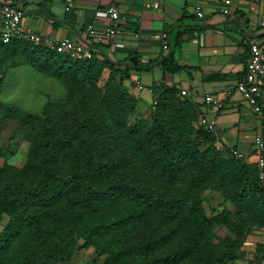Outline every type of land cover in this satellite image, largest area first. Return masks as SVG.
I'll return each instance as SVG.
<instances>
[{
    "label": "trees",
    "instance_id": "obj_1",
    "mask_svg": "<svg viewBox=\"0 0 264 264\" xmlns=\"http://www.w3.org/2000/svg\"><path fill=\"white\" fill-rule=\"evenodd\" d=\"M179 28L173 47L191 29ZM14 58L59 79L64 93L40 113L2 107L3 116L28 128L30 145L23 165H0V220L8 216L0 230V264L65 262L79 240L104 254L91 264H233L240 258L246 225H264L256 163L217 148L215 135L194 124L199 112L177 86L152 88L150 122L130 124L136 98L123 83L133 69L128 64L95 49L76 59L19 38L0 41V63ZM160 64L163 71L186 68L173 52ZM104 68L108 75L99 85ZM205 187L224 192L235 213L223 207L207 216ZM218 223L237 235L213 242ZM254 247L262 249L258 242Z\"/></svg>",
    "mask_w": 264,
    "mask_h": 264
},
{
    "label": "crops",
    "instance_id": "obj_2",
    "mask_svg": "<svg viewBox=\"0 0 264 264\" xmlns=\"http://www.w3.org/2000/svg\"><path fill=\"white\" fill-rule=\"evenodd\" d=\"M147 1L148 6L143 4V0H76L75 9L71 12L64 9V0H22L18 5L23 10L22 27L55 38L66 35L80 40V35L90 41L94 38L86 33V24L93 23L101 28L103 19L97 15L98 11L109 3H115L120 11L119 27L111 42H103L107 44L105 51L111 58L133 64L140 61L147 66V62L164 57L171 45L176 63L186 66L175 72L163 71L160 64L163 59L146 69L144 66L141 69L131 66L130 77L123 83L136 98L135 111L141 104L139 112H151L152 88L160 84L185 88V95L198 112L216 117L217 139L214 143L219 146L217 148L240 152L242 160L254 162L256 156L251 152V144L253 136L262 131L261 117L253 112L234 87L243 74L248 40L259 36L257 34L262 31L258 24L262 4L232 0L231 14L224 15L218 11L217 0ZM195 3L203 6L204 16L200 19H196L193 12ZM181 15L183 22L178 20ZM190 17H195V21H187ZM231 17H237L239 22H221ZM186 24H190L191 29L184 31L180 35L183 41L173 47L177 29ZM165 30L166 49L162 48L161 37ZM108 71L104 68L102 74L106 77ZM136 80L146 86L145 90L138 89ZM205 94L221 98L224 102L222 109L214 111L207 108L202 102Z\"/></svg>",
    "mask_w": 264,
    "mask_h": 264
},
{
    "label": "built area",
    "instance_id": "obj_3",
    "mask_svg": "<svg viewBox=\"0 0 264 264\" xmlns=\"http://www.w3.org/2000/svg\"><path fill=\"white\" fill-rule=\"evenodd\" d=\"M251 2H260L262 4L261 17L258 22L259 26L264 30V0H250ZM218 11L224 15L231 14L232 0H217ZM143 4L148 6L147 0H143ZM76 0H64V9L71 12L75 9ZM193 12L196 17L204 16L203 6L200 3L193 5ZM97 15L103 19V26L97 28L93 23L86 24V33L100 42H111V38L115 35L120 21V11L115 3H109L101 8ZM23 10L18 4H2L0 3V41L7 42L11 38H19L32 42L33 44H42L57 52H63L72 58L82 59L89 58L93 54L92 47L86 45L80 40H74L69 36H61L58 38L51 37L46 34L38 33L32 29L24 28L21 25ZM163 39L162 48L168 47L167 32L161 33ZM248 51L244 62L243 74L235 82V90L241 95L242 99L252 108L253 112L262 116L264 107V33L248 40ZM138 89L144 88V85L138 80L135 81ZM180 93L186 94V89L181 88ZM156 100L153 96L151 107L154 106ZM202 102L207 108L218 111L224 106L221 98L211 94H205ZM208 132L217 136V120L215 116H209L206 112L200 111L195 123ZM216 147H219L215 144ZM251 152L256 156L255 163L257 166V180L259 185L264 188V135L261 132L253 136L251 144ZM236 157H241L242 153L234 152ZM262 237L258 243L262 245L261 251H257L255 247L251 252L249 250L237 263L233 264H264V225L257 230Z\"/></svg>",
    "mask_w": 264,
    "mask_h": 264
},
{
    "label": "rangeland",
    "instance_id": "obj_4",
    "mask_svg": "<svg viewBox=\"0 0 264 264\" xmlns=\"http://www.w3.org/2000/svg\"><path fill=\"white\" fill-rule=\"evenodd\" d=\"M196 19H200L196 17ZM187 21L194 22L195 17L187 18ZM259 22V20H258ZM14 63H0V165L4 162L17 167L24 164L28 156L30 142L25 137L28 128L19 124L15 119L3 116L2 107L6 105L20 106L32 112L40 113L43 104L47 100L56 99L64 93V86L56 77L38 71L35 66L28 62L14 58ZM105 75H101L99 85H102ZM146 86L144 85L145 90ZM50 98V99H49ZM141 105V104H140ZM127 119V123L143 120L147 124L150 122L151 112H139V106ZM145 113V117L143 116ZM203 207L207 216H210L223 207L235 213L233 204L219 189L205 187L202 193ZM8 216L3 215L0 220V230L5 224ZM243 232L244 239L239 246V257L241 259L247 250L252 251L255 244L260 240V234L255 226L248 225ZM237 235L235 230H231L227 225L218 223L210 233V240L221 242L226 236L234 238ZM79 240L71 257L58 264H91L97 260L101 262L104 254H100L93 245L83 246Z\"/></svg>",
    "mask_w": 264,
    "mask_h": 264
},
{
    "label": "water",
    "instance_id": "obj_5",
    "mask_svg": "<svg viewBox=\"0 0 264 264\" xmlns=\"http://www.w3.org/2000/svg\"><path fill=\"white\" fill-rule=\"evenodd\" d=\"M22 0H13V1H2L0 0V3L2 4H10V5H14V4H18L20 3ZM43 10V8H42ZM59 19V18H58ZM63 22H65L66 20L64 19H59ZM228 21H235V22H239L238 18L237 17H231V18H227V19H224L222 20L221 22L224 23V22H228ZM183 23H177L176 25H182ZM262 33H264V30L259 32L257 35H261ZM78 38L84 42L86 45L94 48L95 50H97L101 55L107 57L111 62L115 63V64H128L130 66H134L133 63L131 62H128V61H123V60H115L113 58H111L107 52L101 47V46H95L93 43H91L90 41L86 40L84 37L78 35ZM171 53V45L169 46V49L168 51L166 52V54L164 55V57L162 58H159L158 60H155L154 62H152L151 64L147 65V66H144V68H149V67H153L154 65H156L157 63H159L162 59H164L165 57H167L169 54Z\"/></svg>",
    "mask_w": 264,
    "mask_h": 264
}]
</instances>
